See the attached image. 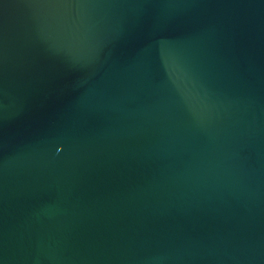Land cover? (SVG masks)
I'll return each mask as SVG.
<instances>
[{
    "label": "water",
    "instance_id": "95a60500",
    "mask_svg": "<svg viewBox=\"0 0 264 264\" xmlns=\"http://www.w3.org/2000/svg\"><path fill=\"white\" fill-rule=\"evenodd\" d=\"M0 264H264V0H0Z\"/></svg>",
    "mask_w": 264,
    "mask_h": 264
}]
</instances>
